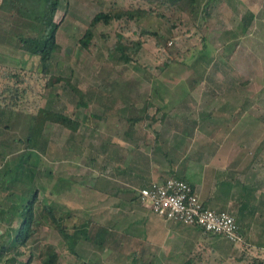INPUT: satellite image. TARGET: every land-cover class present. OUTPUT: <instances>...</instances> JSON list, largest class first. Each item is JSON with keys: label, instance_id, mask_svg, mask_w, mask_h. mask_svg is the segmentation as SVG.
<instances>
[{"label": "rangeland", "instance_id": "rangeland-1", "mask_svg": "<svg viewBox=\"0 0 264 264\" xmlns=\"http://www.w3.org/2000/svg\"><path fill=\"white\" fill-rule=\"evenodd\" d=\"M206 2L208 0L200 4L195 15L183 14L182 19L171 29L172 32L169 29L173 15L162 6L159 9L169 19L159 16L156 6L137 22H131L137 30L157 29L164 38H170L169 46L159 45L156 37L150 35L149 40L144 42L138 61L125 63L119 61L117 53L109 48L116 41L117 32L124 31L120 21L92 26L94 35L88 46L83 45L80 39L90 26L92 17L100 10H108L112 6L148 8L151 4L143 0H62L61 8L55 16L60 21L57 39L62 50L53 57L51 68L57 74L70 75L80 88L90 89L94 93L95 99L88 106H77L78 96L63 81L43 87L47 76L36 70L41 67L40 55L19 47L16 33L23 31L19 23L16 24L12 18L2 19V23H8V27H3L5 29L0 33L4 36L0 38V74L7 67L19 65V69L31 83L30 88L27 84L21 110L10 112L8 118L12 124L7 127L8 131L12 135L17 128V132H14L20 138L19 145L22 149L16 157L11 155L12 160L21 161L25 153L24 139L29 130L30 115L37 108L33 104L59 109L83 121L76 133L59 123L47 122L40 149L32 156L38 162L34 174L39 198L66 196L74 207H79L78 214H83L80 217L73 215L66 220L70 232L80 234L82 228L84 230L89 227L92 233V224L98 221L114 224V227L120 229L137 228L141 227L140 223L128 226L136 209L154 212L143 202L128 200L126 203L123 198L119 200L117 197L129 195L124 193L122 187L117 188V160L125 158L132 147H138L134 141L126 139L129 128L126 116L132 103L136 107H142L150 100L154 105L149 111L157 114L156 107L162 106L163 102L170 104L180 101L185 112L193 115L201 110L203 103H207L205 109L209 110L212 105L209 106L208 102L215 101L212 110L238 115L240 125L237 124L238 127L233 129L238 140L243 141L242 138L248 132L251 137L249 140L264 143V0H211L207 8ZM249 10L255 12V18L244 31L242 18ZM123 33L133 37L132 30ZM173 57L176 59L168 67L160 68L165 60ZM194 79L199 80L198 84L193 83ZM174 111H178V108ZM94 112L100 116H93ZM166 120L170 122L169 128L176 127L175 117H168ZM160 123L147 119L144 123L135 125L134 136L139 149L146 152L154 147L159 129L161 134L157 135L158 139L172 136L173 132L165 131L164 125ZM219 123L220 121L217 124ZM236 123L237 121L233 126ZM184 126L185 130L188 126L192 127L193 118L186 120ZM252 132L259 136L251 134ZM176 142L177 139L171 138L168 143L159 144L160 148L166 150L169 144L176 145ZM189 145L194 150L195 141L191 140ZM108 146L111 156L105 152ZM246 146L253 147L252 144ZM156 149L160 152L157 145ZM120 162L123 164L122 160ZM16 173L18 175V170ZM11 176L9 174L8 179ZM31 181L32 174L27 171L22 178L12 183L10 179L9 183L10 186L24 189L28 186L27 182ZM8 188L6 191H11ZM14 188L16 187L12 188L14 192L9 195L7 202V206L11 208L24 201L28 195L22 189ZM135 189L138 193V189ZM17 200L19 201L16 202ZM56 212L63 214L59 210ZM11 216L10 213L0 212V217L3 218L0 220L3 221L0 241L10 239L19 225V217L13 216L10 222L8 217ZM36 216L41 223L39 230L27 247H21L14 253L17 260L12 264L26 261L31 252L34 255L29 264H42L38 258V249L43 241L53 242L67 263L85 264L88 261L92 264L96 261L98 264H136L132 258V249L131 254L129 250L115 253L109 248H97L84 237L76 247L81 256L76 255L65 247L60 233L43 213L39 202ZM87 218L89 219L86 220ZM246 240L248 244L245 249L235 250L226 257L222 254L224 259L220 256L217 260L209 258L200 264H264V236H246ZM222 245L228 249L231 246L228 242ZM8 255L0 258V264H3ZM138 264L145 262L140 261Z\"/></svg>", "mask_w": 264, "mask_h": 264}, {"label": "crops", "instance_id": "crops-1", "mask_svg": "<svg viewBox=\"0 0 264 264\" xmlns=\"http://www.w3.org/2000/svg\"><path fill=\"white\" fill-rule=\"evenodd\" d=\"M1 2L2 0H0V33L2 29H5L3 27H8V23H2V19L7 20L8 15L6 11H3ZM13 21L18 24L19 17H14ZM2 37L4 36L0 35V38ZM16 67L14 68H20L19 65ZM0 81H3L2 74H0ZM1 84L0 82V86ZM208 103L209 106L214 107L216 102ZM203 104L200 106L201 110L194 112L193 115L185 112L184 105L180 101H173L170 104L163 102L162 106L156 107L157 114L150 113L148 110L152 116L157 117L155 122L159 121L164 125L165 131L173 132L172 136L158 139L157 135L161 134V129H159L154 144L158 146L160 152L156 149V145L145 150L146 152L139 147H132L125 154L128 157L123 155L125 158L117 160V174L119 175L117 188L122 187L124 193L129 194L117 195V197L119 200L123 198L126 203L128 200L134 203L143 202L140 198L133 199L138 194L135 188L139 190L142 186L150 185L153 181L171 175L184 176L199 192L206 205L225 209L234 214L241 234L244 236L245 246L236 244L226 236L207 231L198 225L168 219L155 211L147 213L143 209H136L132 213L134 218L128 221V226L140 223L141 227H130L129 229L117 227L119 233H127L129 242L126 243L125 251L129 250L130 253L132 249V258L136 264L140 261H144L145 264H200L209 258L217 260L219 256L222 257V254L226 257L235 250L245 249L248 244L246 236H264V147L262 146L264 143H254L249 140L251 137L248 132L246 137L242 138L243 141L238 140L237 135L233 134V129L240 125L238 115L232 112H217L212 110V107L206 110L207 105L205 104L207 103ZM153 105L154 103L150 104L149 109ZM174 108H178V111H174ZM20 110L21 105L13 109L5 107V103L0 98V212L7 214L10 194V191H6L7 188L20 189L15 185L9 186L10 179L13 180L17 170L19 172L21 168V162L12 160L11 155L14 154L16 157L22 150L19 141L14 140L18 137L15 136L17 128L13 130L12 135L8 131L7 127L12 125L8 118L10 112ZM168 117L176 118V127L169 128L170 122L166 120ZM191 117L193 126H188L185 130L184 124ZM218 121H220L219 124H217ZM236 121V126H233ZM171 138L177 139L176 145L169 144L166 150L163 147L160 148L159 143L166 144ZM191 140L195 141L194 150L189 145ZM11 143L12 148L9 146ZM250 144L253 147L246 146ZM135 157L138 158L135 159ZM9 174L12 175L10 179H8ZM35 177L34 174L33 180L28 184L29 186L31 184L34 189L36 188ZM5 185L8 187L6 188ZM118 203L117 201V205ZM143 203L149 207L147 203ZM1 219L3 218L0 217ZM2 224L3 221H0V230ZM224 242L230 243L229 249L223 247Z\"/></svg>", "mask_w": 264, "mask_h": 264}, {"label": "trees", "instance_id": "trees-1", "mask_svg": "<svg viewBox=\"0 0 264 264\" xmlns=\"http://www.w3.org/2000/svg\"><path fill=\"white\" fill-rule=\"evenodd\" d=\"M146 3L151 4L148 8L144 7H116L112 6L108 10H100L90 20V26L86 29L84 35L81 37L83 45L88 46L91 39L93 38L94 31L92 26L99 23L110 24L117 20L124 26V31L117 32V39L109 48L114 53H117L119 61L129 63L133 60L136 61L140 56V51L144 45V42L149 40L150 35H153L157 39L159 45L168 47L169 37L164 38L157 29L150 30L148 28H141L137 30L134 24L131 22H137L145 15L149 14L153 7L157 6L158 14L161 17H166V13L159 9L162 6L165 10H170L173 17L170 21V29H173L177 25L178 21L182 19L183 14L193 16L197 13L200 4L204 0H143ZM211 0L205 3H210ZM62 0H2L1 5L3 11L7 12L8 18L14 19L19 17V26L22 27L23 31L16 33L19 41V47L25 51L36 53L40 55L41 67L36 70L47 76V81L44 88L53 86L56 83L64 82L74 91L78 96L77 106H88L94 98V93L90 89H82L72 81L70 75H61L52 72L51 61L56 53L62 50V45L57 39V33L60 28V21L55 19L58 10L61 8ZM255 18V12L249 10L242 18V29L245 31L249 28ZM169 19V18H168ZM18 22V23H19ZM3 30V29H2ZM133 31V37L125 35L123 32ZM172 32V31H171ZM172 36V35H171ZM163 56V53H162ZM176 58H168L161 65V69L168 67ZM138 61V60H137ZM4 81L0 86V98L5 103V107L13 109L22 104L26 89L30 88V81L25 73L21 69H15L13 67H7L2 72ZM198 79H194L193 83L198 84ZM28 82V83H27ZM28 84V87H27ZM94 92V91H93ZM150 100L146 101L143 107H136L135 104L129 105V111L126 117L129 128L126 131V139L135 142V146H138L137 140L134 136V128L138 123H144L148 118L153 122L157 119L156 116H152L148 110ZM36 110L31 113V122L29 130L25 136L26 147L24 150L23 158L21 159V168L18 175L12 181H16L26 175V172H31L32 177L34 176L35 169L38 165L34 156L40 149V145L44 137V129L47 122H56L69 129L73 133L80 130L83 121L79 118L61 111L59 109L38 106ZM93 116H100L98 113H92ZM151 123V122H150ZM20 138L16 137L14 140L19 141ZM12 148V143L9 145ZM108 156H111L110 147L105 150ZM5 156V154H3ZM5 158V157H4ZM32 159V160H31ZM182 177V176H181ZM184 178V176H183ZM186 179V177H185ZM33 180V178H32ZM27 184H29L27 182ZM10 186V183H9ZM11 187V186H10ZM22 189L26 196L25 200L19 202L16 207H9L8 214H12L9 217V221L13 219V216H18L20 219L19 225L15 228L14 233L11 234L10 239L6 241H0V258L5 254H9L3 264H12L17 260L14 254L21 247H27L33 236L38 232L40 227V220L36 216L37 203H41L43 213L47 215L49 220L54 224L62 239L64 240L65 247L74 254H78L77 245L82 240V237L93 242L97 248L110 249L113 252L123 253L126 250L125 243H128V235L126 232L119 233L114 224L93 222V232L82 228L80 234L72 233L68 230L66 220H69L73 215L79 216L78 208L74 207L67 199V197H54L52 199H46L47 197L40 199L37 188L26 186ZM11 195L14 191L10 188ZM139 198V195L133 199ZM82 208V207H81ZM83 209V208H82ZM60 211L63 214H57L56 211ZM81 214L80 216H82ZM79 216V217H80ZM78 217V218H79ZM87 218L86 220H88ZM238 222V221H237ZM92 228V227H91ZM240 231V228H239ZM241 233V231H240ZM127 235V236H125ZM123 249V250H122ZM34 253L31 252L30 257L26 261H20L18 264H29L33 260ZM38 258L42 264H72L67 263L62 259L61 252L56 248L53 242L43 241L38 249ZM1 262V260H0ZM85 264H91L88 261ZM92 264H98L94 261Z\"/></svg>", "mask_w": 264, "mask_h": 264}, {"label": "built area", "instance_id": "built-area-1", "mask_svg": "<svg viewBox=\"0 0 264 264\" xmlns=\"http://www.w3.org/2000/svg\"><path fill=\"white\" fill-rule=\"evenodd\" d=\"M139 198L159 215L195 224L226 236L236 244L245 242L233 213L204 203L199 192L185 178L171 175L138 190Z\"/></svg>", "mask_w": 264, "mask_h": 264}]
</instances>
